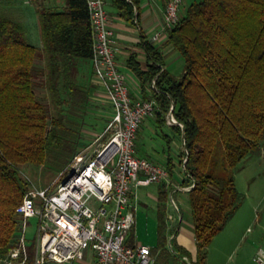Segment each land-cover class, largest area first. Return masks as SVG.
<instances>
[{
	"label": "trees",
	"instance_id": "trees-1",
	"mask_svg": "<svg viewBox=\"0 0 264 264\" xmlns=\"http://www.w3.org/2000/svg\"><path fill=\"white\" fill-rule=\"evenodd\" d=\"M111 3L133 25L135 1ZM37 15L41 47L26 41L20 23L0 16V258L20 234L16 207L27 183L18 165L43 163L51 143L61 141L62 109L56 118L49 116L36 95V78L57 105L87 99L76 80L79 60L92 56L86 0H66L62 10L38 8ZM167 43L183 58L180 75L164 69L161 53L149 43L143 49L151 63L143 69L131 55L127 65L143 97L148 87L156 100V115L171 110L182 125L174 127L184 146L181 186L192 185L186 193L196 253L193 259L164 235V184L158 188L157 242L150 253L152 264H206V248L237 198L234 169L264 133V0L193 1L167 32ZM152 79L157 91L149 86ZM166 167L171 174L172 164ZM32 262L29 255L25 264Z\"/></svg>",
	"mask_w": 264,
	"mask_h": 264
},
{
	"label": "built area",
	"instance_id": "built-area-1",
	"mask_svg": "<svg viewBox=\"0 0 264 264\" xmlns=\"http://www.w3.org/2000/svg\"><path fill=\"white\" fill-rule=\"evenodd\" d=\"M108 1L86 0V6L92 37V71L109 101L110 118L102 133L70 159L53 192L30 190L17 205L20 236L5 264H25V232L30 218L36 219L32 264L77 261L85 250L93 253L95 264L153 263L150 248L128 245L127 237L135 222L133 190L169 180L165 165L137 156L135 148L140 125L159 107L153 97L137 96L130 90L116 59ZM183 1L167 0L162 26L150 36L152 44L162 38L167 40V32L180 18ZM150 88L157 91L155 79ZM166 118L168 123L182 127L171 110ZM171 202L175 205L172 198ZM253 260L264 264V256Z\"/></svg>",
	"mask_w": 264,
	"mask_h": 264
},
{
	"label": "rangeland",
	"instance_id": "rangeland-1",
	"mask_svg": "<svg viewBox=\"0 0 264 264\" xmlns=\"http://www.w3.org/2000/svg\"><path fill=\"white\" fill-rule=\"evenodd\" d=\"M60 1L65 2V0ZM6 4L12 6L8 9L4 8ZM38 8L53 7L50 0H0V16L19 22L23 26L26 41L35 46L40 44ZM166 62L169 64L170 73L176 76L181 74L184 61L177 51L174 50V53L167 57ZM79 63L81 64L76 74V80L87 94L84 104L75 98L69 104L57 105L50 98L46 88L41 86V80H38L41 77L36 78V95L47 107L49 116L56 118L58 110L62 109V126L58 130L61 141L51 143L46 150V158L43 163L27 162L18 165V173L27 183V192L33 189L46 190V193L53 192L70 159L102 133L110 118L109 101L96 78L88 72V60L82 59L79 60ZM64 98H67V95ZM136 155L140 156L137 151ZM180 170V165H176L172 172L173 180L178 181L177 174ZM234 184L237 190L236 201L221 229L213 236L206 248V264H257L253 258L264 256V133L256 148L245 156L234 169ZM175 189L170 194L171 197L168 196L164 202L166 224L168 221L164 235L167 238L170 236L178 213L182 218L181 225H185L191 220L186 191ZM171 198L176 205L171 202ZM170 213L172 217L169 216ZM35 230L36 219L30 218L25 239L27 254L31 257L35 253ZM136 232L140 240H151L152 244L148 247L152 248L156 245L157 230H153L150 224L147 229L144 223H141ZM17 244L18 239L14 247ZM9 252L0 258V264L7 262Z\"/></svg>",
	"mask_w": 264,
	"mask_h": 264
},
{
	"label": "crops",
	"instance_id": "crops-1",
	"mask_svg": "<svg viewBox=\"0 0 264 264\" xmlns=\"http://www.w3.org/2000/svg\"><path fill=\"white\" fill-rule=\"evenodd\" d=\"M129 1L131 2V0ZM134 1L135 4H133V25L127 23L123 18L119 16L116 8L112 5L111 0L108 1L106 9L110 14L111 23L114 30L116 59L118 61L120 69L127 77L131 92L134 95L143 97V92L141 90L139 81L127 65L128 58L133 55L135 60L140 64L141 68L145 69L146 66L151 62H149V59L143 49V44L149 43L154 48L159 50L163 58L164 69L170 72L169 64L166 62V60L167 57L171 56L174 53L175 49L167 43V40L165 38H162L158 43L152 44L150 42V36L155 31L159 30L162 26V15L167 0ZM193 1L197 0H192L190 2L189 0L183 1L180 9V15H184L187 6ZM30 3L31 2L29 1V4ZM50 3L53 7L50 9L54 10H62L66 6V0L64 3H62V1L60 0H50ZM10 6L12 5L6 4L4 5V8L8 9L10 8ZM41 46L42 42L40 34V44L36 47ZM88 63V72L93 75L91 61L88 60ZM145 89L147 94L146 97H152L149 93V88L146 87ZM135 148L140 155L139 157L152 159L165 166H167L169 163L172 164L171 174H169L168 182L138 186L133 190V194L131 196L135 222L131 227L129 235L127 237V244H141L148 246L152 244L151 240H149L150 242L146 241V239L140 240L136 235V230H138V226H140L141 223H144L147 229L148 225L150 224L153 230H157L156 211L158 206L159 185L164 184V188L168 191V196L170 197V194L174 190H176L175 188L182 189L183 191L188 190L185 187L181 186V183L184 180L183 167L180 162L182 159V153L184 151L183 138L182 135L176 131L174 124H170L167 122L166 115L159 118L155 114L153 116L145 118L140 125L137 132ZM178 164L180 165L181 170L177 174V181L172 179V172L175 170V166ZM169 216L172 217L171 213L169 214ZM181 222L182 218L180 216V213H178L177 220L173 228L171 229L170 236H173L176 244L186 249L194 259L196 253V245L192 231V220H189L185 225H181ZM45 264L58 263L47 262ZM64 264H95V259L93 253L90 250H85L82 259Z\"/></svg>",
	"mask_w": 264,
	"mask_h": 264
}]
</instances>
